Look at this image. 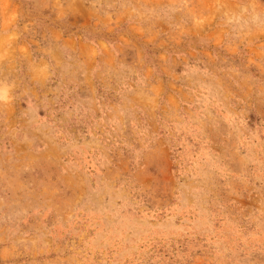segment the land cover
Returning <instances> with one entry per match:
<instances>
[{
	"label": "rangeland",
	"instance_id": "374dc122",
	"mask_svg": "<svg viewBox=\"0 0 264 264\" xmlns=\"http://www.w3.org/2000/svg\"><path fill=\"white\" fill-rule=\"evenodd\" d=\"M0 264H264V0H0Z\"/></svg>",
	"mask_w": 264,
	"mask_h": 264
}]
</instances>
